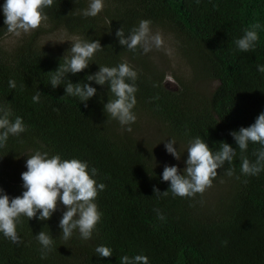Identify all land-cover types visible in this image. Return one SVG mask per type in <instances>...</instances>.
I'll return each instance as SVG.
<instances>
[{"label":"trees","instance_id":"16d2710c","mask_svg":"<svg viewBox=\"0 0 264 264\" xmlns=\"http://www.w3.org/2000/svg\"><path fill=\"white\" fill-rule=\"evenodd\" d=\"M90 2L54 0L44 10L46 28L29 32L10 51L0 45V106L10 107V119L22 117L27 128L18 137L10 135L0 148V188L10 198L22 194L21 163L36 150L86 161L89 170H97L93 178L106 186L95 200L101 219L90 239H82L76 230L65 240L59 227L61 208L46 221L22 216L17 224L20 243L0 233V264H120L124 255H146L148 264H264V170L256 176L240 171L241 155L254 162L261 145L250 142L241 153L230 135L264 111V73L257 70L264 65V0H103V10L94 17L83 15ZM3 3L0 39L8 34ZM144 19L175 32L178 49L191 65L190 76L170 83L165 73L142 59L141 48L132 52L119 44L116 30L122 27L128 35ZM257 22L261 28L255 49L239 51L234 41ZM59 27L76 38L99 40L103 48L88 68L66 74L74 84L97 89L87 107L65 94L63 84L55 89L50 84L49 72L70 57L71 43L51 46L40 37ZM125 61L138 73L134 114L144 112L160 121L187 144L200 136L214 152L221 142L236 149L232 164L225 161L217 169L213 181L221 180L223 186L212 202L203 194L153 193V186L160 192L169 188L170 182L162 180L163 167L126 125L104 112V104L114 99L108 85L86 80L99 66ZM200 74L217 81L209 96L195 88ZM9 80L15 81V89ZM37 91L38 103L32 100ZM228 167L234 169L232 176L226 174ZM40 231L54 240L45 259L36 239ZM99 245L110 247L113 255L99 256Z\"/></svg>","mask_w":264,"mask_h":264},{"label":"clouds","instance_id":"9594fccd","mask_svg":"<svg viewBox=\"0 0 264 264\" xmlns=\"http://www.w3.org/2000/svg\"><path fill=\"white\" fill-rule=\"evenodd\" d=\"M53 2L54 0H4L2 11L7 32L21 36L38 29L42 22L47 20L44 10L51 7ZM103 8V0H91L83 15L94 17ZM150 24V20H141L138 27L132 28L128 35H125L124 29L120 27L115 33L119 44L132 52L137 48H142L144 53L149 52L152 46L160 48L163 44L162 36L159 33L153 35ZM260 28L259 22L245 28L244 34L234 41L237 49L245 53L254 50L259 39L257 30ZM102 49L99 40L76 38L71 43L70 57L65 56L63 63H59L54 71L49 72L52 88L63 84L65 94L78 97L87 107V101L96 94L97 89L89 83L74 84L67 79L66 74H76L88 68L94 54ZM257 70L264 73V65H258ZM137 78V71L126 61L113 67L99 66L97 72L86 76L87 81H94L101 86L108 85L114 99L104 104V112L118 120L121 125H131L136 121L133 109L137 102L135 98L138 91ZM9 87L15 89L14 80H9ZM40 95L41 92L37 91L32 97L33 102L38 103ZM12 115L10 107L0 106V148L6 146L10 135L18 137L27 130L22 117L16 116L13 120L10 119ZM126 130L131 131V127ZM230 135L241 153L247 151L250 142L261 145L260 149L254 152L256 157L254 162L243 155L240 157L241 173L246 176L258 175L264 170V111L255 118L254 123L248 127H241L238 131H232ZM174 144V139H168L164 145L165 150L180 160L181 153L173 147ZM235 156L236 149L228 143L221 142L220 149L214 152L204 139L200 136L194 137L187 146L186 167L181 171L176 165L166 164L162 180L170 182L169 188L160 192L153 186V193L157 196H167L170 190L174 197H194L196 194H203L212 186L218 175L217 169L222 168L225 161L231 165ZM25 166L26 171L21 173L24 189L21 195L10 198L0 188V233L18 244L21 241L17 233V224L21 222L22 216L28 220L37 218L46 221L58 209L59 204H62L65 210L59 220V227L63 238L69 239L73 232L78 230L82 239H90L102 215L95 200L98 192L106 187L103 183L98 184L93 178L97 170L95 168L89 170L86 161L76 158L62 159L59 154L49 155L48 152L40 150L27 157ZM233 172L232 167L226 169L229 176H232ZM155 211L158 219H165L159 209ZM36 239L42 246L41 259L47 258L48 253L53 250V237L40 231ZM95 251L101 257L113 255V250L105 245L97 246ZM120 264H148V257L124 255L120 258Z\"/></svg>","mask_w":264,"mask_h":264},{"label":"rangeland","instance_id":"374dc122","mask_svg":"<svg viewBox=\"0 0 264 264\" xmlns=\"http://www.w3.org/2000/svg\"><path fill=\"white\" fill-rule=\"evenodd\" d=\"M41 26L46 28V22H42ZM150 29L153 35L159 33L162 36L163 44L160 48L152 46L151 50L147 53H144L141 48L140 55L142 56V59L149 65V67L158 69L165 73L166 78L170 83L176 84L177 76H190L192 73L191 65L178 49L177 36L175 32L170 28L156 25H150ZM25 35L26 34L15 36L14 34L8 33L0 39V45L5 50L10 51L13 46ZM40 38L42 43L51 46H65L72 43L76 39L73 34L61 27L49 30L48 32L42 34ZM216 84V80L210 79L204 74L198 75V78L194 80V85L197 91L205 96H209L211 94ZM135 116V123L126 125L127 128L131 127V131L129 132H131L142 145L151 150L153 157L163 168L166 164L169 166L176 165L178 169L182 171L186 167L185 161L187 159L188 144L173 137L160 121L152 118L144 112H138ZM168 139L175 140L173 147L177 148V150L181 153L180 160L175 159L171 154L166 152L164 145ZM28 156H26L21 163L22 172L26 171L25 162ZM222 186L223 184L221 180L213 181L212 186L207 188L203 193L205 200L207 202H212L216 198L218 192L221 191ZM58 207L61 208L63 213L65 210L64 206L59 204Z\"/></svg>","mask_w":264,"mask_h":264}]
</instances>
